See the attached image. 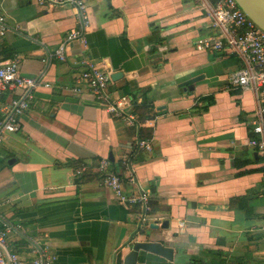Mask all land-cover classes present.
I'll use <instances>...</instances> for the list:
<instances>
[{"label":"crops","instance_id":"crops-1","mask_svg":"<svg viewBox=\"0 0 264 264\" xmlns=\"http://www.w3.org/2000/svg\"><path fill=\"white\" fill-rule=\"evenodd\" d=\"M82 1L87 49L70 45L60 63L50 55L76 27V11L0 0V60L18 55L21 77L50 86L33 92L18 131L0 132V227L15 228L8 250L27 263L42 249L54 264H123L134 244L151 239L173 249L172 261L143 253L136 264H264V159L248 145L255 96L228 83L238 59L196 49L216 35L206 8L197 0ZM84 54L122 74L109 85L111 99L130 97L136 110L146 93L151 152L135 149L139 129L89 92H71ZM197 76L193 91L181 86ZM20 95L4 93L0 104ZM124 156L135 184L126 181ZM101 160L126 194L149 192L147 228L102 184ZM243 196L248 211L230 204ZM164 220L168 230L150 229Z\"/></svg>","mask_w":264,"mask_h":264},{"label":"built area","instance_id":"built-area-1","mask_svg":"<svg viewBox=\"0 0 264 264\" xmlns=\"http://www.w3.org/2000/svg\"><path fill=\"white\" fill-rule=\"evenodd\" d=\"M197 1L206 8L216 35L212 38L198 40L196 49L204 53H225L235 57L241 63V68L229 75L228 83L234 89L250 90L255 96L256 108L254 119L251 122V137L248 145L256 149L264 159V32L243 13L235 0ZM37 3L46 9L71 8L76 11V27L68 32L50 58L65 63L70 45L77 44L80 48L87 49L89 17L87 6L82 0H37ZM5 33L4 16L0 15V38ZM19 62L18 55L0 60V96L16 90L21 92L20 96L11 97L8 102L0 104V132L18 131L19 118L28 110L33 92L39 88L48 89L50 87L38 80L21 77L18 71ZM78 66L80 71L75 79L76 86L71 89L73 94L89 92L107 114L123 122L126 127L140 129L145 123L150 122V118L143 123L136 118L134 113L136 103L130 97L122 96L116 100L111 99L108 93L112 81L109 72L96 67L85 54L80 58ZM135 149L151 152L150 140L138 139ZM130 159V156H124L122 165L128 171L126 181L132 185L135 184V177ZM97 169L102 176V184L113 192L118 203L127 208H134L136 222L141 227L147 228L152 221L149 192L139 188L134 193L126 194L123 180L119 175L110 172L107 160H101ZM82 172L83 170H78L76 176H80ZM184 227L185 224L180 222L179 228ZM14 230L15 228L9 224H4L3 229H0V264L55 263V256L42 249H36L38 257L28 263L22 261L18 255L11 253L8 250V238ZM262 232L264 233V226Z\"/></svg>","mask_w":264,"mask_h":264},{"label":"water","instance_id":"water-1","mask_svg":"<svg viewBox=\"0 0 264 264\" xmlns=\"http://www.w3.org/2000/svg\"><path fill=\"white\" fill-rule=\"evenodd\" d=\"M235 2L243 13L264 32V0H235ZM121 77L122 74L117 72L111 75V80L115 82ZM202 79V76L193 77L181 84V86L193 91L195 85L201 82ZM168 228L169 222L167 220H164L160 225L158 222H152L150 225V229L154 231L168 230ZM143 253L155 255L168 261H172L173 257L172 248L161 241L148 239V241L134 244L132 251L125 257L123 264H136Z\"/></svg>","mask_w":264,"mask_h":264},{"label":"trees","instance_id":"trees-1","mask_svg":"<svg viewBox=\"0 0 264 264\" xmlns=\"http://www.w3.org/2000/svg\"><path fill=\"white\" fill-rule=\"evenodd\" d=\"M153 112L152 105L147 101L146 93H143V103L138 107L136 110H134V113L136 115V118L140 122H144L145 120L149 119L150 114ZM138 135L142 139L151 138V131L145 130L144 127H141L139 129ZM230 204L234 207V204H236L235 208L242 210V211H248V197H240L235 198L230 201ZM232 207V208H233ZM0 229H3V227H0Z\"/></svg>","mask_w":264,"mask_h":264},{"label":"rangeland","instance_id":"rangeland-1","mask_svg":"<svg viewBox=\"0 0 264 264\" xmlns=\"http://www.w3.org/2000/svg\"><path fill=\"white\" fill-rule=\"evenodd\" d=\"M132 133H133V130H132Z\"/></svg>","mask_w":264,"mask_h":264}]
</instances>
